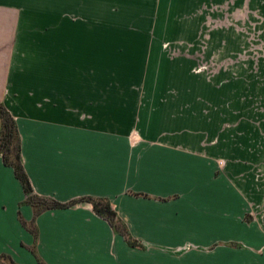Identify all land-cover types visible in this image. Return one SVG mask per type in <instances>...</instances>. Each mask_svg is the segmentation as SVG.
I'll return each instance as SVG.
<instances>
[{"label": "crops", "instance_id": "0c3cea01", "mask_svg": "<svg viewBox=\"0 0 264 264\" xmlns=\"http://www.w3.org/2000/svg\"><path fill=\"white\" fill-rule=\"evenodd\" d=\"M194 1L204 70L211 57H243L211 32L212 5L235 25L247 12L264 42V0ZM167 6L0 0V104L33 194L106 199L143 246L128 247L89 203L36 216L0 155L1 264H264V54L234 78L198 81L194 25L186 57L162 51Z\"/></svg>", "mask_w": 264, "mask_h": 264}, {"label": "rangeland", "instance_id": "374dc122", "mask_svg": "<svg viewBox=\"0 0 264 264\" xmlns=\"http://www.w3.org/2000/svg\"><path fill=\"white\" fill-rule=\"evenodd\" d=\"M197 4L195 7L192 5L190 8L187 3V0H168L167 6V18L165 20V25L161 28L162 35L165 36L164 38L167 39V43L164 42L163 50L167 57L170 60L175 61L179 57H186V53L190 52V48L196 46V53H195V79L200 81L201 78H205L208 82L212 81L217 76V73L224 71L227 73L231 78H234L235 70L240 69V66L243 70L252 68V59L253 57H257V55L264 54V42L260 41L259 34L256 30L255 21L252 22V19L248 16V13H241L240 18L235 25L234 20V13L228 12L226 15V19H224L223 11L218 13V5H212L210 7V17H211V32H221L224 37L227 38L229 42L227 44V52L230 53H238L239 55H243L242 59L236 57L234 54H231L230 57H226L221 61L222 66H218V60L215 57H211L210 60V67L207 64V69H203V58H202V51H203V38L201 36L202 31V20H203V6L200 2L194 1ZM251 14V13H250ZM219 21H226L225 26H219ZM237 21V22H238ZM188 23L190 26L194 25L196 30V42L193 44H188V33H187V26ZM190 30V28H189ZM197 31L199 35H197ZM264 33V27L262 29ZM198 48V50H197ZM225 52V51H223ZM216 53V51L214 52ZM176 58V59H175ZM257 63V62H256ZM172 65L171 67H174ZM254 67L255 64H254ZM175 75V74H174ZM176 76V75H175ZM174 77V76H171ZM249 79L250 76H248ZM176 77H174L175 82ZM259 79V77H258ZM261 81L254 82L255 84L262 85L264 77L260 78ZM197 81V82H198ZM170 84H173L170 82ZM262 89L264 91V85H262ZM261 104V103H260ZM260 108H264V101L263 105Z\"/></svg>", "mask_w": 264, "mask_h": 264}, {"label": "trees", "instance_id": "16d2710c", "mask_svg": "<svg viewBox=\"0 0 264 264\" xmlns=\"http://www.w3.org/2000/svg\"><path fill=\"white\" fill-rule=\"evenodd\" d=\"M0 155L2 162L5 166L12 169L15 178L19 181L22 190L26 196L24 204L30 206L37 216L46 210H61L67 209L77 203L85 202L92 205L94 214L110 225V227L121 234L128 247L134 249H142L143 246L136 240H134L127 232L125 226L117 218L114 211L111 209L109 202L102 198L82 197L80 199L72 200L68 203L62 204L46 197H40L33 194L28 177L23 169L21 161V142L18 135L16 122L6 110V108L0 104ZM20 223L23 227L30 230L31 225L24 222L20 217ZM31 231V230H30ZM33 233V231H31ZM34 253V251H31ZM35 254V253H34ZM5 258L0 257V260ZM38 264H44L40 259L36 257ZM1 264V263H0ZM10 264H15L11 262Z\"/></svg>", "mask_w": 264, "mask_h": 264}]
</instances>
